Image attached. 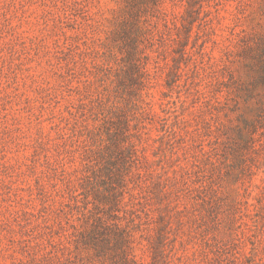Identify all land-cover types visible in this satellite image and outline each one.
<instances>
[{
	"label": "rangeland",
	"instance_id": "374dc122",
	"mask_svg": "<svg viewBox=\"0 0 264 264\" xmlns=\"http://www.w3.org/2000/svg\"><path fill=\"white\" fill-rule=\"evenodd\" d=\"M0 264H264V0H0Z\"/></svg>",
	"mask_w": 264,
	"mask_h": 264
}]
</instances>
